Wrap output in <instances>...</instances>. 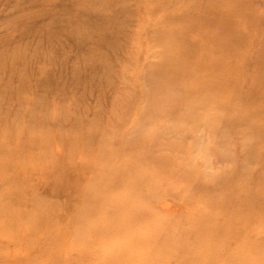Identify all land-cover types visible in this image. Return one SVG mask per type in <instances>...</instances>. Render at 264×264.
Returning a JSON list of instances; mask_svg holds the SVG:
<instances>
[{
  "label": "rangeland",
  "instance_id": "rangeland-1",
  "mask_svg": "<svg viewBox=\"0 0 264 264\" xmlns=\"http://www.w3.org/2000/svg\"><path fill=\"white\" fill-rule=\"evenodd\" d=\"M0 264H264V0H0Z\"/></svg>",
  "mask_w": 264,
  "mask_h": 264
},
{
  "label": "bare ground",
  "instance_id": "bare-ground-1",
  "mask_svg": "<svg viewBox=\"0 0 264 264\" xmlns=\"http://www.w3.org/2000/svg\"><path fill=\"white\" fill-rule=\"evenodd\" d=\"M167 206H168V204H167ZM161 207V206H160ZM162 209V208H161Z\"/></svg>",
  "mask_w": 264,
  "mask_h": 264
}]
</instances>
